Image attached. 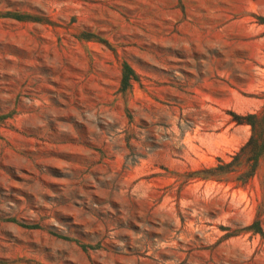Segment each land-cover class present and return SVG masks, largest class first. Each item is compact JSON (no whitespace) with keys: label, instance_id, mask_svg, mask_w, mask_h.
<instances>
[{"label":"rangeland","instance_id":"obj_1","mask_svg":"<svg viewBox=\"0 0 264 264\" xmlns=\"http://www.w3.org/2000/svg\"><path fill=\"white\" fill-rule=\"evenodd\" d=\"M260 112L264 0H0V264H264Z\"/></svg>","mask_w":264,"mask_h":264},{"label":"trees","instance_id":"obj_2","mask_svg":"<svg viewBox=\"0 0 264 264\" xmlns=\"http://www.w3.org/2000/svg\"><path fill=\"white\" fill-rule=\"evenodd\" d=\"M234 119L238 125H249L251 126L252 136L248 143L241 149V152L237 155L236 159L243 154L249 155L250 161H258V159L264 155V112L248 114V115H237L234 114ZM222 166L214 169H210L207 172L211 175L204 178L217 177L218 172L221 171ZM225 173V172H224ZM219 173V174H224Z\"/></svg>","mask_w":264,"mask_h":264}]
</instances>
